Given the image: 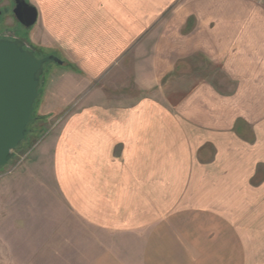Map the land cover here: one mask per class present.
Listing matches in <instances>:
<instances>
[{
    "label": "crops",
    "instance_id": "0c3cea01",
    "mask_svg": "<svg viewBox=\"0 0 264 264\" xmlns=\"http://www.w3.org/2000/svg\"><path fill=\"white\" fill-rule=\"evenodd\" d=\"M26 1L63 60L34 110L42 252L264 264V0Z\"/></svg>",
    "mask_w": 264,
    "mask_h": 264
},
{
    "label": "rangeland",
    "instance_id": "374dc122",
    "mask_svg": "<svg viewBox=\"0 0 264 264\" xmlns=\"http://www.w3.org/2000/svg\"><path fill=\"white\" fill-rule=\"evenodd\" d=\"M7 1L10 3V0H3L2 3ZM31 29L32 27L21 25L11 9L1 17L0 34L20 37L27 47L42 56L45 53L38 47H33L31 38H28ZM50 65L56 63L49 61L46 68ZM45 72L46 70L44 74ZM35 105L28 134L13 150L8 164L0 168V264H91V258L86 257V252H51V255H45V252H42V240L34 242L38 236L41 238L40 235L37 236V232H42L43 227L35 226L32 219L35 217L36 220H42L44 210L40 206L43 194H40V190L49 178L47 171L52 163L48 153L42 154L40 146L33 151L36 142L42 140L47 132V128H37V125L47 118L34 113ZM56 117H52L50 123ZM68 228L67 234L74 237L75 226L68 225ZM15 237H19L18 242L14 240ZM32 244L33 248L40 252H26L29 246L32 248ZM17 245L25 252H13Z\"/></svg>",
    "mask_w": 264,
    "mask_h": 264
},
{
    "label": "water",
    "instance_id": "95a60500",
    "mask_svg": "<svg viewBox=\"0 0 264 264\" xmlns=\"http://www.w3.org/2000/svg\"><path fill=\"white\" fill-rule=\"evenodd\" d=\"M12 12L26 28L37 21V9L26 0H16ZM62 65L54 54L39 56L18 38L0 37V168L28 134L34 105L39 97L46 63Z\"/></svg>",
    "mask_w": 264,
    "mask_h": 264
},
{
    "label": "flooded vegetation",
    "instance_id": "af4514ba",
    "mask_svg": "<svg viewBox=\"0 0 264 264\" xmlns=\"http://www.w3.org/2000/svg\"><path fill=\"white\" fill-rule=\"evenodd\" d=\"M15 1L16 0H10V3H8L9 1H7L6 3H2L3 0H0V20H1V17H3V15H5L10 9L12 11V9L15 6ZM0 37H9V38H18V39L20 38L18 36H13V35L12 36H8L6 34H0Z\"/></svg>",
    "mask_w": 264,
    "mask_h": 264
},
{
    "label": "trees",
    "instance_id": "16d2710c",
    "mask_svg": "<svg viewBox=\"0 0 264 264\" xmlns=\"http://www.w3.org/2000/svg\"><path fill=\"white\" fill-rule=\"evenodd\" d=\"M44 55V54H43ZM30 124V123H29ZM28 127H29V125H28Z\"/></svg>",
    "mask_w": 264,
    "mask_h": 264
}]
</instances>
